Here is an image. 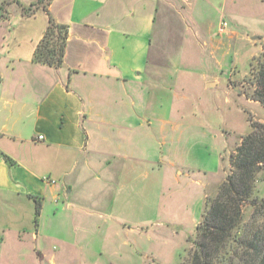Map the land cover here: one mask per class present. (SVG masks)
Returning a JSON list of instances; mask_svg holds the SVG:
<instances>
[{
	"label": "crops",
	"instance_id": "1",
	"mask_svg": "<svg viewBox=\"0 0 264 264\" xmlns=\"http://www.w3.org/2000/svg\"><path fill=\"white\" fill-rule=\"evenodd\" d=\"M203 2L221 19L228 10L227 0H0V264H84L73 244L96 240L118 264L120 209L137 205L138 178L209 174L170 148L171 132L198 130L177 89L204 93L222 75L226 96L243 95L223 71L235 32L219 16L205 23ZM44 8L68 27L60 67L33 61Z\"/></svg>",
	"mask_w": 264,
	"mask_h": 264
},
{
	"label": "rangeland",
	"instance_id": "2",
	"mask_svg": "<svg viewBox=\"0 0 264 264\" xmlns=\"http://www.w3.org/2000/svg\"><path fill=\"white\" fill-rule=\"evenodd\" d=\"M227 6L222 19H226L228 28L235 32L237 41L226 58L223 71L224 75L231 77L230 86H236L243 95L230 92L226 96V79L222 75V83L204 93L199 90L201 84L197 82L191 85L190 90L177 89L176 93L187 97L185 119L195 121L198 130L195 134L188 131L182 140L184 130L171 132L172 157L181 165H191L199 172L208 171L209 174L178 178L169 174L161 185L153 174L149 175L154 180L153 184L138 178L137 205H132L130 214L125 207L120 209V214L127 218L122 221L124 217H120L118 221V264H188L192 246L188 238L201 217L206 196L215 195L218 185L229 172V154L235 150L240 137L250 130L247 113L254 120L264 122V107L246 99L247 93L253 89L249 84L251 64L264 46V0H227ZM196 7L195 13L201 7L207 14H213L211 19H204L205 23L217 21L219 15L214 14L210 3H198ZM171 19L172 26L183 29L188 22L180 21L177 16ZM171 38L176 42L178 35ZM225 98L229 101L226 102ZM172 117L178 115L174 113ZM258 174L262 180L258 183L262 196L264 167ZM145 185H149L148 200L146 194H141ZM243 210L246 215L249 213L248 207L244 206ZM46 228L50 231L49 225ZM91 234L94 235L95 231L92 230ZM88 243L73 244L76 246L73 251L82 253L79 261L84 264H114L109 242L96 240Z\"/></svg>",
	"mask_w": 264,
	"mask_h": 264
},
{
	"label": "trees",
	"instance_id": "3",
	"mask_svg": "<svg viewBox=\"0 0 264 264\" xmlns=\"http://www.w3.org/2000/svg\"><path fill=\"white\" fill-rule=\"evenodd\" d=\"M44 9L48 23L34 49L33 61L60 67L68 27ZM249 84L253 89L247 98L264 107V46L251 64ZM247 119L250 130L229 154V172L215 195L206 196L204 210L188 238L192 244L188 264H264V194L260 196L258 188L262 181L258 173L264 167V122L254 120L249 113ZM244 206L249 208L247 215Z\"/></svg>",
	"mask_w": 264,
	"mask_h": 264
},
{
	"label": "built area",
	"instance_id": "4",
	"mask_svg": "<svg viewBox=\"0 0 264 264\" xmlns=\"http://www.w3.org/2000/svg\"><path fill=\"white\" fill-rule=\"evenodd\" d=\"M224 29H225V22L223 21V22H221V24H220V26H219V32H223ZM42 138H43L42 135H39V136H38V139H42ZM46 180H47L48 182H51V183L54 182L53 179L46 178Z\"/></svg>",
	"mask_w": 264,
	"mask_h": 264
}]
</instances>
